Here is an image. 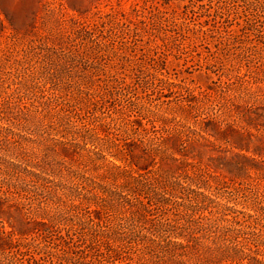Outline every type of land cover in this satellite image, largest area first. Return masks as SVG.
I'll return each mask as SVG.
<instances>
[{
  "label": "trees",
  "instance_id": "obj_1",
  "mask_svg": "<svg viewBox=\"0 0 264 264\" xmlns=\"http://www.w3.org/2000/svg\"><path fill=\"white\" fill-rule=\"evenodd\" d=\"M247 5L246 9H264V0H247ZM129 22L135 29L142 23ZM122 24L117 15L92 25L74 23L61 39H81L83 51L114 52L112 38L121 33ZM108 31L114 35H106ZM109 75L82 79L79 87L86 88V97L68 94V103L74 104L58 110V122L77 131L72 132V143L53 144L69 153L73 166L92 165L97 176L31 155L34 159L26 167L0 159L5 165L1 172L8 177L0 181V216L12 218L14 209L22 220L12 231L0 226V264H264V160L252 157L250 161L262 167L241 165L227 171L229 175L188 161L189 145L205 139L201 132L175 118L151 112L145 117L138 102L127 97L135 80ZM151 77L142 80L143 92L174 94L163 95L158 84L163 80ZM63 80L46 78L44 84L52 83L56 93L65 90L56 87ZM25 81L24 88L32 85ZM191 96L177 99L186 103L183 110L200 107V100ZM121 101L128 105L119 107ZM106 108H111L110 116H104ZM70 118L79 120L81 130ZM211 122L209 130L216 134L217 122ZM2 138L7 144L20 143L9 135ZM17 148L26 150L22 143ZM163 164L177 169L171 174L155 169ZM253 174L256 187L248 190ZM64 175L66 182L50 178ZM238 198L251 200L254 212L220 201Z\"/></svg>",
  "mask_w": 264,
  "mask_h": 264
},
{
  "label": "rangeland",
  "instance_id": "obj_2",
  "mask_svg": "<svg viewBox=\"0 0 264 264\" xmlns=\"http://www.w3.org/2000/svg\"><path fill=\"white\" fill-rule=\"evenodd\" d=\"M247 6V0H0V159L26 167L36 157L97 176L92 165L73 166L61 145L53 148L54 142L72 143V132L77 131L59 124L58 110L74 104L68 103L69 93L88 96L86 88L79 87L82 79L98 76L102 80L105 74H114L128 82L135 80L127 97L138 102L136 107L142 108L145 117L151 112L175 118L201 132L205 139L189 145L188 161L219 175H229L227 171L241 165L262 167L250 158L264 160V9ZM110 15H117L123 23L121 33L112 38L114 52L83 51L81 39H61L74 23L92 25ZM130 20L142 23L135 29ZM106 35L114 34L108 31ZM152 75L163 80H156L164 88L163 95L174 94L164 97L143 92L142 80H151ZM55 77L66 79L56 85L65 90L55 93L52 83L44 84L46 78ZM26 79L32 85L24 88ZM123 86L124 80L119 87ZM188 91L200 100L198 109L183 110L186 103L177 100L182 95L191 98ZM119 104L124 108L128 102ZM111 108L104 110L108 113L104 116L111 115ZM70 120L81 130L79 120ZM211 120L217 122L216 134L209 130ZM5 135L26 150L18 149L17 142L7 144ZM155 169L171 174L177 165ZM3 170L4 164L0 165V181L8 178ZM251 176L248 190H255L252 180L256 175ZM220 201L254 212L251 200ZM11 215L0 216V226L7 231L18 229L22 221L19 211L13 209Z\"/></svg>",
  "mask_w": 264,
  "mask_h": 264
}]
</instances>
